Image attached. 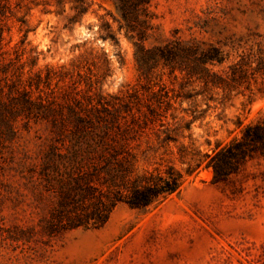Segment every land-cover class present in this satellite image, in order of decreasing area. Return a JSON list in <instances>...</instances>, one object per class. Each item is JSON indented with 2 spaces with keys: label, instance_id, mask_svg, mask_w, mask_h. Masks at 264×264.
<instances>
[{
  "label": "rangeland",
  "instance_id": "1",
  "mask_svg": "<svg viewBox=\"0 0 264 264\" xmlns=\"http://www.w3.org/2000/svg\"><path fill=\"white\" fill-rule=\"evenodd\" d=\"M86 2L70 23L66 1L7 0L0 67L7 79L19 72L33 97L60 101L78 80L83 93L90 85L86 94L137 91L134 113L150 104L160 115L135 143L138 172L173 167L183 184L157 207L118 204L101 227L48 233L55 197L29 169L50 126L18 117L0 136V264H264V156L223 181L209 164L247 126L264 124V0ZM165 47H176L177 64L158 58L139 68ZM210 47L221 61L182 51Z\"/></svg>",
  "mask_w": 264,
  "mask_h": 264
},
{
  "label": "trees",
  "instance_id": "2",
  "mask_svg": "<svg viewBox=\"0 0 264 264\" xmlns=\"http://www.w3.org/2000/svg\"><path fill=\"white\" fill-rule=\"evenodd\" d=\"M71 4L74 16L79 19L88 10L86 0H55L57 5ZM147 0H138L139 4ZM7 0H0V57L3 42V17ZM125 12V2L121 5ZM186 55L196 56L205 64L221 61L219 51L210 47L182 49ZM159 54L138 61L140 69H150L149 61L160 59L175 65L177 49H159ZM36 59H33V66ZM8 68L0 67L3 84L0 83V136L13 131L12 122L18 117L43 120L50 126L51 137L40 156L38 168H30L47 191L55 197L45 230L57 233L78 228H98L109 219L118 204L145 211L162 204L178 192L183 184L182 174L168 167L164 174L139 173L135 143L148 124L157 120L155 107L145 103L148 113L136 115L134 95L137 91L121 95L105 96L100 91L92 94L90 85L85 93L78 89L81 81H72L61 100L38 94L33 97L31 84H21L19 72L15 79L5 76ZM51 71L45 75L49 80ZM35 88L40 75L35 74ZM46 82V81H45ZM6 90V91H5ZM150 99H145V102ZM159 108V105H157ZM264 156V124L245 128L239 140L215 153L210 159L214 179L223 181L236 173L238 167L255 155Z\"/></svg>",
  "mask_w": 264,
  "mask_h": 264
}]
</instances>
